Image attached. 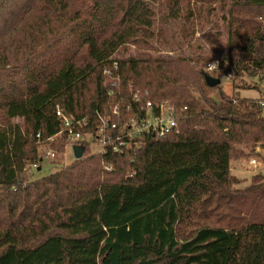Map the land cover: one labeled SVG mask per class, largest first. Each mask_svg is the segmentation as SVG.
Returning <instances> with one entry per match:
<instances>
[{
  "label": "trees",
  "instance_id": "trees-1",
  "mask_svg": "<svg viewBox=\"0 0 264 264\" xmlns=\"http://www.w3.org/2000/svg\"><path fill=\"white\" fill-rule=\"evenodd\" d=\"M225 1L0 6V264H264V178L232 189L230 169L264 151V95L219 90L214 100L207 89L218 87L208 88L200 71L226 63L235 89L252 87L244 79L264 82V0H227V38L214 60L142 53L177 32L188 46L193 12ZM129 45L140 53H117ZM146 102L154 116L161 105L172 108L176 128L143 134L119 153L85 148L81 159L31 180L41 147L54 158L66 148L64 133L53 137L56 107L83 120L82 133L96 135L100 116L116 136Z\"/></svg>",
  "mask_w": 264,
  "mask_h": 264
},
{
  "label": "rangeland",
  "instance_id": "rangeland-1",
  "mask_svg": "<svg viewBox=\"0 0 264 264\" xmlns=\"http://www.w3.org/2000/svg\"><path fill=\"white\" fill-rule=\"evenodd\" d=\"M6 0H0V6L5 3ZM19 1V0H15ZM227 6L228 1L226 0L223 4H213L210 7V10H207V7H201L200 11L193 12V18L190 19L192 22L191 25H185L184 27L190 33V29L192 28L194 33L190 38L188 36L187 44L182 46L181 41L178 39L179 32L176 33L175 37H171L169 34L165 35L164 43H155L152 44L154 49L149 52L144 50L142 53L151 54L154 56H165V57H174L178 54L181 56H185L187 53L192 52L195 54H202L203 56H211L214 60L217 57L221 56V48L224 49V45L227 38ZM12 8V7H11ZM181 25L177 26L175 29L180 31ZM179 44V45H178ZM180 46V47H179ZM127 50L122 52L119 50L117 53L123 56V53L126 56L128 55H136L140 53L138 49H135L133 46H126ZM156 53V54H155ZM212 77V76H211ZM219 80V85L216 86L218 89H207V95L216 100L219 99V90H221L224 95L227 96H236L238 99L249 98V99H259L264 95V82L260 83L256 78L255 79H244L247 84L250 85L249 89H235L234 87L240 85V82L232 81L230 76H226L223 71H219V74L214 76ZM253 85L256 88H253ZM235 98V97H234ZM14 123H19L20 120L14 119L12 120ZM99 149V146L96 143H90L88 146V151L90 153H96ZM50 150L48 147L44 146L39 149V154H44V158L40 163L39 170L28 172L31 180H38L47 175L53 174L57 171H60L64 167L68 166L73 162V154L71 148L68 146L65 148L64 153H59L55 158H47L45 154ZM258 156H252L256 158V160L261 162V166L253 167L248 163L249 158L244 156L237 160H232L230 162L231 175L236 179V183L232 185V189H243L248 186L255 176H261L264 178V151L258 150ZM51 152V151H50Z\"/></svg>",
  "mask_w": 264,
  "mask_h": 264
},
{
  "label": "built area",
  "instance_id": "built-area-1",
  "mask_svg": "<svg viewBox=\"0 0 264 264\" xmlns=\"http://www.w3.org/2000/svg\"><path fill=\"white\" fill-rule=\"evenodd\" d=\"M215 63L218 65V71H223L225 73L228 69V64L226 63H224L222 67H220L219 62ZM133 100L135 103L138 102L136 96L133 97ZM144 109L145 111L143 116H138L135 119L131 118L128 122L122 125V134L111 136L106 134V128L108 124L106 118L98 116L101 122V127L96 132V135L82 133L81 129L84 127L83 120L73 121L60 108L56 107L55 116L58 119L60 131L53 137H56L60 133H64L67 144L66 148L68 146L72 148L73 145H77L82 147L84 150L85 148L88 150L90 143H96L99 146V149L96 152L98 154H103L107 150H111L114 153H119L122 152L124 147L130 145L129 143L134 141V138H140L143 136V134H152L156 137H163L168 132L176 128L172 108H169L166 105H161L157 108V114L155 116L151 114V105L149 102L145 103ZM117 114V109L114 107L112 109V115L117 116ZM110 129L115 130L117 129V126L112 124ZM36 137L39 138V135H36ZM81 143H86L87 146L84 147ZM45 157L54 158V153L49 151L45 154ZM248 163L253 167H259L262 165L261 162L256 160L254 157L249 158ZM38 168L39 166L35 163L29 167V170H36Z\"/></svg>",
  "mask_w": 264,
  "mask_h": 264
},
{
  "label": "water",
  "instance_id": "water-1",
  "mask_svg": "<svg viewBox=\"0 0 264 264\" xmlns=\"http://www.w3.org/2000/svg\"><path fill=\"white\" fill-rule=\"evenodd\" d=\"M204 83L208 88H214L219 85V80L211 76H205ZM71 151L75 160L81 159L84 154V149L77 145H73Z\"/></svg>",
  "mask_w": 264,
  "mask_h": 264
},
{
  "label": "clouds",
  "instance_id": "clouds-1",
  "mask_svg": "<svg viewBox=\"0 0 264 264\" xmlns=\"http://www.w3.org/2000/svg\"><path fill=\"white\" fill-rule=\"evenodd\" d=\"M200 71H203L204 73H206L209 76H216L217 74H219L218 71V65L217 63L213 62L208 64L207 66H203Z\"/></svg>",
  "mask_w": 264,
  "mask_h": 264
}]
</instances>
